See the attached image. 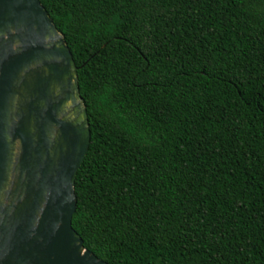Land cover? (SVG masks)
<instances>
[{"label": "trees", "instance_id": "16d2710c", "mask_svg": "<svg viewBox=\"0 0 264 264\" xmlns=\"http://www.w3.org/2000/svg\"><path fill=\"white\" fill-rule=\"evenodd\" d=\"M91 145L72 225L109 264H264V0H40Z\"/></svg>", "mask_w": 264, "mask_h": 264}, {"label": "water", "instance_id": "95a60500", "mask_svg": "<svg viewBox=\"0 0 264 264\" xmlns=\"http://www.w3.org/2000/svg\"><path fill=\"white\" fill-rule=\"evenodd\" d=\"M91 138L65 36L40 0H0V264H109L72 225Z\"/></svg>", "mask_w": 264, "mask_h": 264}]
</instances>
